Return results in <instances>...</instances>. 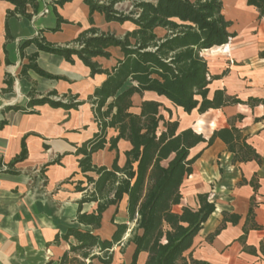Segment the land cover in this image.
Wrapping results in <instances>:
<instances>
[{"label":"trees","instance_id":"obj_1","mask_svg":"<svg viewBox=\"0 0 264 264\" xmlns=\"http://www.w3.org/2000/svg\"><path fill=\"white\" fill-rule=\"evenodd\" d=\"M4 1L13 5L8 15L19 14L30 18L38 8V0ZM67 1L71 0H52L55 5ZM83 1L89 8L90 23H93L92 14L98 12L106 22L129 23L133 26L132 30L118 36L90 27L64 45L49 43L36 35L24 40L20 46L21 56L25 46L33 43L38 50L60 55L69 63L77 57L89 68L91 76H105L87 97L93 105L97 131L75 151L76 155H81L78 168L83 177V180L76 181L74 187L76 192L81 193L75 221L82 227H68L65 232L55 235L53 244L64 241L68 245L55 262L111 264L114 249L118 248L123 254L127 246L132 245L129 261L121 264H208L193 256V243L214 212L215 203L209 199L207 192L196 194L195 208L182 203V184L192 174L194 163L202 152L199 149L191 154V150L200 144L207 148L219 139L231 154L233 164L248 161L261 163L263 157L249 143L248 135L233 122L214 129L205 138L191 127L180 128L179 121L171 118L170 109L158 100H141L138 112H133L131 108L132 96L138 94L142 97L147 91L165 98L187 114L193 110L204 114L210 109L234 104L249 107L261 104L264 107V97H248L242 101L219 88L210 94L209 84L224 72L209 74L207 59L201 51L223 45L234 36L228 30L231 21L221 13L222 0ZM124 1L129 2V7L118 9L116 5ZM246 4L253 6L258 17L264 19V0H246ZM29 8L31 12H28ZM56 17L54 30L63 21L58 14ZM157 28L164 30V34L156 32ZM109 47H117L121 58L106 69L94 58H109ZM36 56L37 53L27 56L28 62L22 66L20 76H27L26 71L32 69L41 76L59 79L39 68ZM4 83L5 90L11 89L13 77L6 74ZM54 95L57 92L52 90L38 98L32 88L26 106L47 103L52 107L69 109L83 103L76 101L77 95H62L66 102L51 99ZM13 108L25 110L19 105ZM161 109L168 113V118L164 117ZM242 118V114H236L232 121ZM108 129H113L116 134L107 140ZM120 139L129 143V148L123 152L122 164L118 163L117 142ZM106 143L110 150L116 151V156L110 167L98 166L92 162L91 155L103 149ZM26 154L22 141L20 153L6 167L0 164V172L15 173L14 164L23 160ZM249 183L255 190V183L252 180ZM123 202L126 219L116 222V214ZM83 203H95V209L82 212ZM258 204L252 195L242 225L243 234L239 237L241 241L249 230L262 228L255 221ZM110 206H115L110 218L114 229L106 238L98 230L102 215ZM221 214V223L206 237L208 242L227 222L235 225L241 218L234 212L222 211ZM141 254H144L142 261L139 260Z\"/></svg>","mask_w":264,"mask_h":264},{"label":"crops","instance_id":"obj_2","mask_svg":"<svg viewBox=\"0 0 264 264\" xmlns=\"http://www.w3.org/2000/svg\"><path fill=\"white\" fill-rule=\"evenodd\" d=\"M235 2L238 1L231 0L230 9L227 7L226 10L227 12L229 9L228 13L233 12V17L223 13L224 0L221 11L231 21L228 30L234 36L223 45L201 51V55L207 59L209 74L224 72L219 79L209 84L210 94L219 88L242 101H246L248 97L262 98L264 19L258 17L257 10L248 6L246 0H240L238 6H233ZM46 8L48 11L44 13ZM12 9L11 3L0 0V164L6 167L20 153L22 141L27 154L23 160L14 164L15 173L0 172V264H46L49 261L56 264L55 261L68 245L64 241H60L58 245L53 244L55 235L65 232L68 227H82L75 221L77 201L81 193L76 192L74 187L76 181L83 180L78 168L81 155H76L75 151L97 131L93 105L87 97L105 76H91L89 68L77 57H73V63H69L60 55L38 50L33 43L25 46L21 56L20 46L24 40L36 35L49 43L64 45L90 27L110 31V26L120 24L106 22L98 12L92 14L93 23H90L89 8L83 0H71L62 5H55L52 0H38L37 11L30 18L19 14L8 15L7 12ZM28 12H31L30 8ZM56 14L63 21L54 30L57 26ZM122 25L125 26L124 29L113 33L119 36L133 28L129 23ZM155 31L164 34L161 28ZM234 42L241 44L234 48ZM224 48V51L215 52L221 54L215 63L204 53ZM107 50L111 54L109 58L99 56L94 60L102 68L110 69L121 58V53L117 47H109ZM33 53H37L35 61L39 68L59 79L41 76L32 69L26 71L27 76H20L22 66L28 62L27 56ZM211 63L214 64L213 69ZM6 74L13 77L9 90H5ZM32 88L38 98L54 90L57 95L51 96L53 100L61 99L66 102L62 95H77L76 101L83 103L69 109L52 107L47 103L27 107ZM153 94L155 93L149 91L144 92L142 97L134 94L131 110L138 112L141 100L154 99L151 97ZM15 105L25 110L14 109ZM221 109L226 111L231 120L223 121V118L219 125L214 118L205 115L208 111L220 109H210L204 114L197 113L196 124L199 127L210 126L207 136L200 129L186 127H191L208 138L214 129L233 122L248 135L249 143L263 158L261 163L248 161L233 164L231 154L219 139H215L207 148H203L204 144L199 145L202 152L195 163L205 160L209 164L208 172L211 177L206 179L207 183L201 181V189L196 192L209 194V185L213 183L215 197L210 200L214 201L215 210L194 238L193 256L207 261L208 264H264V107L261 104L253 107L234 104ZM236 114H242L243 118L232 121ZM115 134L113 129H108L106 139ZM117 148L118 163L122 164L123 152L129 148V143L120 139ZM214 155L219 163L212 165L211 159ZM115 156L116 151L110 150L106 143L103 149L91 155V159L98 166L110 167ZM55 159L58 162H54ZM193 175L194 172L189 177ZM250 180L255 183V190L250 185ZM252 195L259 203L255 208V221L262 228L249 230L241 241L239 237L243 234L242 225ZM195 201L196 196L191 197L189 206L195 208ZM94 209L95 203L82 204V212H91ZM114 209L115 206H110L103 213L99 234L107 224V212L112 210L113 213ZM222 211L238 213L241 218L235 225L227 222L208 242L206 237L221 223ZM119 212L123 213L124 218L118 221L115 217V221L124 222V202L120 204ZM113 229L114 226L108 234L102 236L109 237ZM196 240L198 246H195ZM132 248L129 245L123 254L113 255L111 264L128 262ZM143 259L144 254H141L139 260ZM94 264L99 263L94 261Z\"/></svg>","mask_w":264,"mask_h":264},{"label":"rangeland","instance_id":"obj_3","mask_svg":"<svg viewBox=\"0 0 264 264\" xmlns=\"http://www.w3.org/2000/svg\"><path fill=\"white\" fill-rule=\"evenodd\" d=\"M237 1L239 2L240 0H237ZM238 2L233 3V6H238L239 5ZM230 3H231V0H229V6H228L229 9H230ZM116 7L118 9H124L125 10L126 8L129 7V2L128 1H124L122 3L117 4ZM229 9H228V11H229ZM226 10L224 11V13L227 14L228 11L226 12ZM232 13L233 12H229L228 15L233 17ZM124 28H125V26H123V25H113V26L109 27V30L112 31V32H119L120 30H122ZM160 33L162 34V32H160ZM119 36H121V35L119 34ZM240 44L241 43L234 42V48H236V46H239ZM224 50H225V48L223 50L207 51V52H204V53H205V55H207V57L210 59V61H213L215 63L216 61H218L220 59L219 55H221L219 53L215 54V52L216 51H224ZM232 59H234V58H232ZM211 65H212L211 68L213 69L214 64L211 63ZM151 97H153L154 99L160 101L165 107L170 109L171 118L172 119H176V120L179 121L180 128H183V127H186V126H192L196 130L200 129V131H202V133L205 136L208 135L210 126L199 127L196 124V120L198 118L196 110L192 111L190 114L183 113V111L181 109H178L177 107L172 105L165 98L160 97V96H158L156 94L151 95ZM161 113L164 115L165 118H168V113L166 111L161 109ZM205 117L214 118V120L217 121L216 122L217 125H219L221 123L223 118H224L223 121L231 120V118L227 117L226 111L224 109H220L219 111H208V113L205 115ZM200 147L201 146H198L195 149L191 150V154H194L199 149H201ZM211 162H212V165H214L215 162L219 163L218 160H217V157L215 155L211 159ZM208 169H209V164L205 160L198 161V162H196L194 164V169H193L194 175L192 177H189V176L186 177V179L184 180V182L182 184V187H181V192H182V195H183L182 203H184L186 205H189L188 203L191 202V197L195 198L196 193H197L196 191L201 189L200 182L202 181L203 183H207L206 179L211 177L210 173L208 172ZM207 173H208V176H207ZM216 181L217 180L215 179V182ZM213 189H214L213 183H211L209 185V194H210L209 199H213L215 197V195H214L215 193H214ZM107 213H108L107 224L103 228V230L101 232V235L108 234L111 231V229L113 228V224L110 222V218H111V215H112V210H110ZM123 218H124L123 217V213L119 212L118 214H116V220L120 221ZM198 244L199 243L196 240L195 246H198ZM119 253H120L119 249L116 248L115 251H114V255L118 256Z\"/></svg>","mask_w":264,"mask_h":264},{"label":"bare ground","instance_id":"obj_4","mask_svg":"<svg viewBox=\"0 0 264 264\" xmlns=\"http://www.w3.org/2000/svg\"><path fill=\"white\" fill-rule=\"evenodd\" d=\"M224 10H223V13H224V11L227 9V7H228V0H224Z\"/></svg>","mask_w":264,"mask_h":264},{"label":"built area","instance_id":"obj_5","mask_svg":"<svg viewBox=\"0 0 264 264\" xmlns=\"http://www.w3.org/2000/svg\"><path fill=\"white\" fill-rule=\"evenodd\" d=\"M47 11H48V9L46 8V9H44V11H43V12H44V13H46Z\"/></svg>","mask_w":264,"mask_h":264}]
</instances>
